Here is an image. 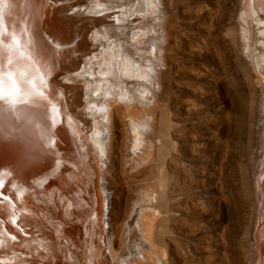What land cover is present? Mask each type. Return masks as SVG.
<instances>
[{"label":"bare ground","instance_id":"6f19581e","mask_svg":"<svg viewBox=\"0 0 264 264\" xmlns=\"http://www.w3.org/2000/svg\"><path fill=\"white\" fill-rule=\"evenodd\" d=\"M85 1L0 0V264H174L155 235L167 214L160 207L167 199L164 168L157 177L158 191H145L121 226L122 249L116 259L114 230L120 225L113 214L112 192L107 191L109 182L113 184L107 175L119 150L111 128L114 104L125 110L131 151L143 160L151 155L153 145L136 137L137 129L146 128L151 118L136 104H150L154 79L131 55L142 40L131 29L134 19L144 18L162 0H133L131 7L101 14L103 38L109 39L105 44L103 32L79 28L68 19ZM248 3L257 14L253 21L257 30L242 61L254 75L253 82L259 81L248 118L254 175L251 178L249 171L246 180L250 210L244 241L256 254L250 264H264V161L256 153L259 149L264 154V145H259L260 134L264 140V0ZM220 119L213 108L210 126L215 143ZM154 143L159 154L162 143L157 138ZM203 167L195 166V237L200 230L210 234L201 220L209 204L199 196L202 187L196 178ZM41 230L54 237L51 246L57 261L39 259L37 247L27 243L38 241ZM204 248L205 258L212 260L211 245ZM32 250L33 256H25Z\"/></svg>","mask_w":264,"mask_h":264},{"label":"rangeland","instance_id":"374dc122","mask_svg":"<svg viewBox=\"0 0 264 264\" xmlns=\"http://www.w3.org/2000/svg\"><path fill=\"white\" fill-rule=\"evenodd\" d=\"M111 1L87 0L77 5V12L68 19L75 20L79 28L103 32L102 44L108 43L109 39L103 38L106 28L100 15H110V8L131 7L133 2ZM155 7H150L144 18L134 19L131 29L142 39L131 55L154 79L150 104H136L141 114L151 118V123L136 133L140 142L153 145L146 159L131 151L125 110L113 105L111 128L119 150L114 153L107 175L113 183L109 182L107 191L112 192L113 214L120 227L114 230L117 245L112 257L118 258L123 239L121 226L143 200V193L158 191L157 177L163 167L167 199L160 207L167 214L159 221L155 235L169 260L174 264H250L256 254L244 241L250 210V186L246 180L249 171L251 178L254 175L253 134L248 118L259 80L253 82L254 75L242 55L255 41L253 33L257 28L253 21L257 14L249 10L248 0H162V5ZM215 107L221 118L216 143L210 126ZM156 138L162 143L159 154L155 152ZM259 140V145H264L262 134ZM256 153L263 155L264 161L259 149ZM195 166H204L196 178L202 187L199 196L209 204L201 220L210 230L209 235L200 230L196 237ZM41 231L44 233H38V241L27 243L37 247L39 259L57 261L51 246L54 237L48 236L49 231ZM207 243L211 245L212 260L205 258ZM34 254L32 250L25 256Z\"/></svg>","mask_w":264,"mask_h":264},{"label":"snow or ice","instance_id":"6c2138e0","mask_svg":"<svg viewBox=\"0 0 264 264\" xmlns=\"http://www.w3.org/2000/svg\"><path fill=\"white\" fill-rule=\"evenodd\" d=\"M261 35H264V32H262ZM94 94H98V93H94ZM91 107L92 108H95V105H92ZM13 223H15V221H13ZM12 239L15 240L16 239V236H13Z\"/></svg>","mask_w":264,"mask_h":264}]
</instances>
